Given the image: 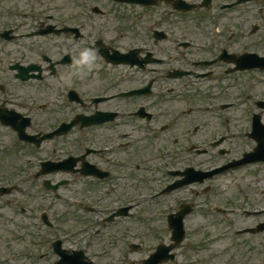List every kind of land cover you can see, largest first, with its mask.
Masks as SVG:
<instances>
[{
    "label": "flooded vegetation",
    "instance_id": "af4514ba",
    "mask_svg": "<svg viewBox=\"0 0 264 264\" xmlns=\"http://www.w3.org/2000/svg\"><path fill=\"white\" fill-rule=\"evenodd\" d=\"M16 1L20 0H0V28L12 36L7 38L0 33V45L5 42L16 46L14 49L0 48V141L4 145L8 140L13 142L7 147L14 151L19 147L25 164L21 163L16 170L22 181H62L70 177L94 181L99 187L119 178L127 179L132 158H144L148 148H152L151 141L160 139L147 134L158 135L164 130L175 129L173 114L163 110L170 97L165 91H178L182 85L209 80L216 74L215 69L227 67V62L218 61L209 77L193 73L172 78L170 74L180 69L206 72L202 62L216 58L214 53L223 41L211 40L208 36V42L203 40L204 45L196 49L191 45L193 41L202 42L196 37L182 35L184 40L176 42L172 37L173 26L167 28L165 24L169 20L158 15L149 17L143 11L139 14L127 11L122 19H125L124 30V26L110 30L108 21L105 23L104 20L89 29L84 24L80 0H72L70 13L66 12L65 4L49 8V14L55 11V18L45 15L46 11H40L34 4H30L28 11L17 7ZM174 1L169 3L172 7ZM88 18L95 19L91 15ZM238 30L232 34H238ZM115 32L120 34L112 35ZM235 36L230 35L229 40ZM164 42L170 45L165 47ZM248 71L264 72L260 69L240 72ZM89 83L94 85L93 90L87 88ZM249 83L255 94L253 104L264 120V94L255 82ZM259 86H264V82ZM26 88L33 92L28 93ZM73 120L76 126L69 133L75 136H55L37 147L29 142L32 135L53 132ZM5 131L9 133L8 139L2 137ZM53 141H59L61 149L62 144L68 143L77 148L74 173H52V170L37 173L43 160H60L67 156L64 151L57 156V149L52 148L50 156L36 161V148L44 149L47 142ZM2 144L0 146H4ZM252 148L254 150L255 145ZM175 153L170 155L167 171L172 181L179 175L180 162L174 160ZM147 162L138 165L137 169L157 176L161 170L149 167ZM253 165H264V160L258 159ZM244 214L247 213L244 211ZM257 214L260 213L253 210L247 215ZM258 227L264 228V220L247 223L244 229ZM251 241V253L248 250L237 264H245L247 256L258 255L254 240Z\"/></svg>",
    "mask_w": 264,
    "mask_h": 264
},
{
    "label": "rangeland",
    "instance_id": "374dc122",
    "mask_svg": "<svg viewBox=\"0 0 264 264\" xmlns=\"http://www.w3.org/2000/svg\"><path fill=\"white\" fill-rule=\"evenodd\" d=\"M82 1L83 13L85 15L84 24L86 26L92 27L93 24L99 20H104L103 22L108 21V28L110 30H119L123 26V30L125 29V19H122L123 17H126V9L128 7L115 5L111 0ZM16 2H18L17 7L27 9L30 8V4H34L35 8H40L46 12H49V8L54 9L63 4L66 6V12H71L73 6L72 0H20ZM94 4H98L99 7L105 11L104 15L99 16V14H95L91 11V7ZM169 6L170 5L159 0L157 4L145 7L146 10L141 7H131L129 9L132 10L133 14H139L143 11L142 13H145L149 17L158 15L159 17H163L165 20H169L165 26H167V28L173 26L171 29L174 31V36L183 35L186 37H196L204 42L203 40L208 41L211 35H215L221 30V36L223 38L222 41H225L228 44L231 51L239 52L241 50H249L256 51L259 52V54L264 55V19L262 17L264 15V0H254L243 3L238 5L236 8L225 10V12H217L216 16H211V13L206 11H196L194 13H187L184 15H181L180 13L172 14L170 12L171 6ZM87 9H90V11ZM52 13H55V11H52ZM90 15L95 19H89L88 16ZM181 19H184V21H180ZM254 26H257L258 29L255 32H252ZM237 28L239 29L237 36L232 37V39L229 40L231 30L236 31ZM119 34L120 32L112 33V35L116 36ZM169 45L170 44L168 42H164L165 47ZM3 46H6L5 48L7 49L16 48V46L11 43ZM221 69H223V67L216 69L215 76L222 74H218ZM224 76L225 79L219 82L214 81L213 77L211 80H199L190 83V85H182L180 87L181 90L179 88L178 91L177 89L173 92L165 91V95L170 97L169 100L165 102L163 110L169 114L174 113L175 116L179 115V120L175 119V129L173 131L164 130L161 134L157 135L161 140L151 141L152 148H150V150H152L153 153L158 151L159 156L170 161V155L176 152L174 160H182L183 163H186L192 160V157L186 154L183 157L176 156L179 154L178 152L182 151V147L186 145V142H194L201 145L204 143L202 142L204 139L209 141L225 136L226 140L222 144L214 147L212 146L209 155H199L196 152L191 151L196 156V159L200 160V162L210 160L212 165H216L223 163L232 157L241 155L244 151L254 146V142H252L245 133L251 128L249 125L251 113L249 115L247 112L253 109L252 106L246 107L245 103L244 109L230 107L219 110L216 109V103L217 101H223L229 98H231L232 101H235V94L238 89L237 84H244V88H246V90H250L251 86L247 85L250 81L255 82L257 87H260L259 91L264 94L262 91L264 90V86H259L264 82H259L264 80V72H236L234 74H225ZM226 84L228 85L227 88ZM88 86L89 87L87 88L93 90L94 85L92 83H89ZM26 89L28 90V93L30 91L33 92L31 88ZM181 95H185L183 96L185 99H183ZM188 109L191 111L189 110L190 112H187ZM242 113H244V116H241ZM165 118L167 117H164V119ZM196 126H199V128L195 130ZM219 126L220 129L217 131ZM243 130L244 133L242 134ZM8 134L9 133L5 131L3 132L2 137L4 139H8ZM10 143L12 144L13 142L8 140L4 145L0 141V144L4 145L0 146V151L3 152V155H0V165L5 166V168H3L5 172L10 165L19 167L22 160L17 155H9L10 150H7L8 148L5 146ZM202 147H205V145ZM221 149L227 150V153L221 154ZM255 166L256 165H253L251 168L247 167L227 172L224 175L207 180L203 184L198 183L192 185L193 189L183 187L161 199L162 207L167 208L166 213L173 211L174 209L176 210L183 201H191V203H194L195 205L197 203L199 204V208L197 206L195 214L188 218L190 226L192 227L193 235L203 236V234L200 233H208L209 231L210 233H213L214 231H224L226 233L223 240H218L213 245L215 247L220 245L222 242L223 244L217 247L218 250L216 251L213 249L211 251L207 250L205 252H201V260H213V262L214 260H217L219 264L227 261V263L225 262L226 264H233L232 260H235L239 253L242 254V247H247L246 244L242 245V242L246 240L243 237L244 235H236L235 231L226 225L225 219L229 220L228 216L223 215L222 217L220 215H216L214 211H210L211 213L213 212V215H208L209 207L205 202L207 201L206 198H209L212 207L220 205V201H223V203L228 207H235L236 202L240 201V199L244 201L245 199H249L256 200L258 205H264V168L261 167V169L256 170L259 167ZM0 174L3 176V173ZM3 177H8V175H4ZM135 178L136 177L129 178L132 179V181L129 183L131 184V188L128 196L130 195L132 198H137L140 194L151 193V187L158 188L165 184V182H139ZM133 179L135 180L133 181ZM31 185V182H27L24 186V196L15 195V197L21 196L23 204L28 205L29 201L35 206V204L38 203V200L36 199L35 201V199L28 197L31 195ZM75 185H77V187H75ZM206 186H209V188L204 190ZM81 189H83L84 192H87L85 194H92L93 192L92 189H87V185L85 183L82 185V182L80 183L76 181L72 183V186L68 187L66 192L68 193L69 190L75 192V190ZM71 194L72 193L69 195ZM9 197L11 198L14 196L9 195ZM113 197L114 199L118 198L115 193L113 194ZM146 198L147 197H144L133 201L135 203H141L144 201L137 207L138 211H134V214L136 215H133L131 219L124 221L119 219L116 223H112L115 224L113 225L114 228L110 231L109 235H106V237L112 238L115 241H117L116 238L120 237H124L127 242L129 239H134L132 241L140 243L142 248L138 250H131L127 243L124 242L121 244L120 241L118 242L119 244L114 247L105 240L100 241L101 238L99 237L98 240L95 239V242L97 243L98 248H102L107 251V258L123 259L126 260L127 264H141V259H145L148 255L154 252L159 243L169 242L170 231L167 228V230L165 229V216H162L160 220L157 219L158 221L154 224L148 225L144 216L146 215L145 210L154 205V202L151 200L147 201L145 200ZM66 201L71 203L68 198ZM53 203L55 202L53 201ZM48 205H50V201H48ZM10 206L16 207L13 204ZM8 207L9 206H6L4 201L2 206H0V261L4 263L1 260V257H8L9 259V256L14 257L19 253L12 263L15 264L16 261L17 264L28 263L31 250L38 247V236L39 238H43L45 236H40L39 230L37 233L28 235L27 231L25 232L23 229H19V226L16 225L17 223H27L31 219L24 217L21 214L18 217L10 216V214L12 215V210ZM143 207L145 209H143ZM53 208L59 219L61 218L63 222H61V224H57L55 227L56 234L51 235V238H62L67 241L68 246L75 247V243H77V240L82 238V235H88L89 230L87 226H80L85 223L86 215L72 207L70 208V212L67 216H63V205L59 202H56ZM16 211H18V208H16ZM81 216H84V219L80 218ZM141 217H143V219H141ZM236 217L237 227L239 229L242 228V225L255 223L258 220L264 219V215L255 219L244 220H240L238 215H236ZM95 218L98 219L96 216ZM211 221L212 224L210 223ZM207 222L210 227L207 226ZM65 228L68 233L63 232ZM94 228H97V225L93 226V229ZM82 231L83 234L80 235ZM127 234L128 238H126ZM190 237L194 236L190 235ZM253 240L258 255L254 258H250L249 256L248 258H245V264H264V242L256 236L253 237ZM39 245L43 246V244ZM220 249L225 251L223 255L219 251ZM45 251H48V249ZM185 254L187 255L188 252H183L181 249L177 251V261L182 259L180 264H183L184 258H186ZM48 259H55V256L53 254H48L41 262H36L35 264H47L45 260ZM175 264H177V262H175Z\"/></svg>",
    "mask_w": 264,
    "mask_h": 264
},
{
    "label": "water",
    "instance_id": "95a60500",
    "mask_svg": "<svg viewBox=\"0 0 264 264\" xmlns=\"http://www.w3.org/2000/svg\"><path fill=\"white\" fill-rule=\"evenodd\" d=\"M242 0H240V2H241ZM243 1H247V0H243ZM255 57H257V56H255ZM252 59V61H255L256 59L255 58H251ZM259 59V58H258ZM260 60H261V62H264V58H260Z\"/></svg>",
    "mask_w": 264,
    "mask_h": 264
}]
</instances>
